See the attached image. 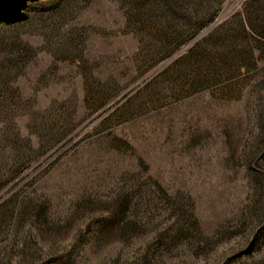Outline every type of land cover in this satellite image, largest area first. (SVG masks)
<instances>
[{
  "label": "rangeland",
  "instance_id": "1",
  "mask_svg": "<svg viewBox=\"0 0 264 264\" xmlns=\"http://www.w3.org/2000/svg\"><path fill=\"white\" fill-rule=\"evenodd\" d=\"M17 2L0 264H264V0Z\"/></svg>",
  "mask_w": 264,
  "mask_h": 264
},
{
  "label": "trees",
  "instance_id": "2",
  "mask_svg": "<svg viewBox=\"0 0 264 264\" xmlns=\"http://www.w3.org/2000/svg\"><path fill=\"white\" fill-rule=\"evenodd\" d=\"M18 2L17 0H7L5 2V10L0 15L5 19H12L19 15V10H17Z\"/></svg>",
  "mask_w": 264,
  "mask_h": 264
}]
</instances>
